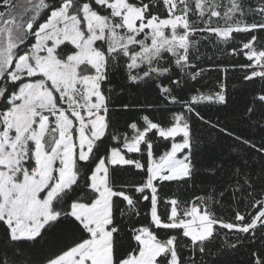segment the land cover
<instances>
[{
    "label": "snow or ice",
    "instance_id": "1",
    "mask_svg": "<svg viewBox=\"0 0 264 264\" xmlns=\"http://www.w3.org/2000/svg\"><path fill=\"white\" fill-rule=\"evenodd\" d=\"M198 37L242 58L258 140L198 110L231 106L228 68L180 94L205 71ZM204 129L236 155L202 168ZM240 249L264 264V0H0V264H228Z\"/></svg>",
    "mask_w": 264,
    "mask_h": 264
},
{
    "label": "trees",
    "instance_id": "2",
    "mask_svg": "<svg viewBox=\"0 0 264 264\" xmlns=\"http://www.w3.org/2000/svg\"><path fill=\"white\" fill-rule=\"evenodd\" d=\"M248 3L254 4L256 0H247ZM201 40V59L200 61H195L197 67H203L205 71L201 76L197 77L196 81L189 80L188 87L181 92L180 94L186 99L190 95L194 94V90L199 89L201 91L215 90L218 87V84L223 76V69L228 68L227 84L229 91V101L230 107L221 111L220 109L223 106H213V105H201L198 110L206 118L215 120L217 117L223 118L228 117V124L237 135H241L245 138L252 137L256 140L259 139L260 133L255 127H250L247 119L243 116L245 105L252 98V87L244 90L240 86V77L242 72L239 68H232V65L242 62V58L239 56L234 57L231 54L232 45H224L219 43L217 46H213L208 40H205L203 37H198ZM245 37L237 35L235 41L236 44H239L241 40ZM256 89H259L260 84L257 83L254 86ZM140 99L145 100L151 99L154 101L155 93H139ZM172 107V106H170ZM158 115V113H157ZM205 137L204 142L201 144V155L199 157L201 161L202 168H207L214 161L221 159H228L229 156H235L236 153L232 151L235 147V142L226 136L217 135L213 133L211 139L207 136V129H204ZM126 176H130V173H126ZM207 173L204 172L203 176L207 177ZM179 188L175 182L171 184H166L162 189V195L168 194L171 195L174 192H178ZM196 194H201L198 190ZM188 196L192 195V192L187 193ZM146 203V202H145ZM142 211H147L146 208H143ZM228 264H245V261L248 259L247 250L240 249L234 254L230 255L228 258Z\"/></svg>",
    "mask_w": 264,
    "mask_h": 264
}]
</instances>
